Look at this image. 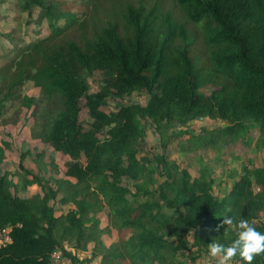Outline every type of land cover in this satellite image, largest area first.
<instances>
[{"label":"trees","instance_id":"trees-1","mask_svg":"<svg viewBox=\"0 0 264 264\" xmlns=\"http://www.w3.org/2000/svg\"><path fill=\"white\" fill-rule=\"evenodd\" d=\"M170 2L179 14L164 8ZM4 3L19 14L15 29H31L34 38L0 34V123H9L8 107H33L36 136L66 162L60 171L35 152L42 169L33 174L23 166L29 153H21L22 182L0 171V230L9 226L12 241L0 248V264H53L56 252L67 264H206L214 239L236 238L220 226L225 216L264 233V161L231 172L219 197L208 167L193 177L166 157L174 144L182 154L221 152L247 143L252 131L264 153V0ZM134 93H145L146 103L123 101ZM148 127L161 152L139 156ZM3 148L10 145L0 146V165ZM32 185L38 192L22 198ZM62 207L70 209L61 215ZM111 229L117 241L106 247L100 237ZM91 242L92 253L78 256Z\"/></svg>","mask_w":264,"mask_h":264},{"label":"rangeland","instance_id":"rangeland-1","mask_svg":"<svg viewBox=\"0 0 264 264\" xmlns=\"http://www.w3.org/2000/svg\"><path fill=\"white\" fill-rule=\"evenodd\" d=\"M11 5L12 4V1ZM63 7L66 9L75 8L80 9L79 5H73L72 2H64ZM172 8L176 13H180V9L175 4V2H170L165 5V9ZM14 10L10 8L9 3H4L0 5V34H11L14 38H34L31 34V29H28L23 26H19L17 29V23L13 21V18L18 16ZM23 18L19 19L22 24ZM191 29H194L197 32V26L194 27L189 25ZM42 33H46V30L43 29ZM2 37H0L1 39ZM197 49H203L200 36H198V45ZM196 50V49H195ZM6 60L0 58V67L5 63ZM90 84V93L97 90L98 85V76L94 75L89 80ZM29 94H36V91H29ZM148 99V96L145 93H134L126 98L123 101H132L139 104H145ZM117 103L114 99H109L108 104L114 109ZM124 103V102H122ZM19 108V109H17ZM33 107L30 110H26L23 107L15 104L13 107L7 108V115L5 116L7 124L3 125L0 123V146L3 142H6L10 145V148H3V160L0 165L1 172H7L10 175L13 174L12 180L14 182H22L21 174L18 172V160L21 153H29L23 162L25 169L31 173H38L42 169L41 163L36 159L35 152L44 153V161L46 164H49L53 161L58 169L61 171L63 169V164L66 162V158H63L59 154L53 151V149L44 145L39 137L36 134L39 132V123L31 116ZM19 111V112H18ZM80 120L82 122L89 121L88 113L83 111L80 114ZM152 127L146 129V134L142 143L139 145V156H148L152 157L156 154H160L161 150L159 147V136L157 135ZM256 132L252 131L248 135L247 143H235L230 144L225 147L221 152H215L211 149H204L194 153H184L182 154L176 144L170 146L166 151V157L168 160H175L179 163L185 164L193 177L198 176V171L202 167H208L213 174L215 179V193L217 196H223L224 192L228 190L232 181L228 178L231 172H238L241 169V166L247 163H251L253 166H258L264 161V153L261 151H256L254 148V141L256 139ZM263 154V155H262ZM30 177H28L29 179ZM23 183L20 184V188L23 190ZM38 192L37 186L32 185L26 187L24 191L20 193L22 198L30 197L31 194ZM70 208L62 207L58 212L61 215L66 214ZM100 217V228L105 230L107 228V219L105 216ZM117 241V235L114 230H110V233H105L100 237V242L106 247L111 243ZM97 246V245H96ZM94 248V242H91L87 245L86 251H80L78 256L88 257ZM59 258L53 259V264H67V260L62 259L61 255L56 254ZM92 264H100L99 259H95ZM206 264H209V259L206 260Z\"/></svg>","mask_w":264,"mask_h":264},{"label":"clouds","instance_id":"clouds-1","mask_svg":"<svg viewBox=\"0 0 264 264\" xmlns=\"http://www.w3.org/2000/svg\"><path fill=\"white\" fill-rule=\"evenodd\" d=\"M225 225L236 238L228 245L214 239L208 245L209 264H253L256 257L264 256V233L247 219L225 216L220 226Z\"/></svg>","mask_w":264,"mask_h":264},{"label":"built area","instance_id":"built-area-1","mask_svg":"<svg viewBox=\"0 0 264 264\" xmlns=\"http://www.w3.org/2000/svg\"><path fill=\"white\" fill-rule=\"evenodd\" d=\"M10 232H11V229L9 226L0 230V248H3L6 245L11 244L12 241H11V237H10ZM58 253L60 254V252H56L53 254L52 260L59 258L58 256H56V254H58Z\"/></svg>","mask_w":264,"mask_h":264},{"label":"water","instance_id":"water-1","mask_svg":"<svg viewBox=\"0 0 264 264\" xmlns=\"http://www.w3.org/2000/svg\"><path fill=\"white\" fill-rule=\"evenodd\" d=\"M198 119H201L200 117H198Z\"/></svg>","mask_w":264,"mask_h":264}]
</instances>
